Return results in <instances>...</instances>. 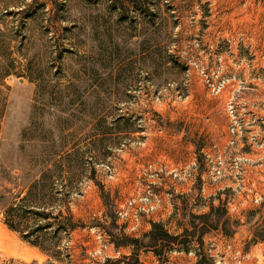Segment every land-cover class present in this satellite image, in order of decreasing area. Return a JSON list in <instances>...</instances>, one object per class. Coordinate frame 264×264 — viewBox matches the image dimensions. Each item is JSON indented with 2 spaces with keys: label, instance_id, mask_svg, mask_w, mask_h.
I'll list each match as a JSON object with an SVG mask.
<instances>
[{
  "label": "rangeland",
  "instance_id": "374dc122",
  "mask_svg": "<svg viewBox=\"0 0 264 264\" xmlns=\"http://www.w3.org/2000/svg\"><path fill=\"white\" fill-rule=\"evenodd\" d=\"M257 68L264 0H0V239L12 242L0 264H237L227 244L264 264V202L204 197L201 166L169 221L162 207L136 229L115 214L148 162L189 163L225 141L227 94L201 71ZM12 203L19 231L4 224ZM152 221L176 240L150 245Z\"/></svg>",
  "mask_w": 264,
  "mask_h": 264
},
{
  "label": "built area",
  "instance_id": "2783aa9c",
  "mask_svg": "<svg viewBox=\"0 0 264 264\" xmlns=\"http://www.w3.org/2000/svg\"><path fill=\"white\" fill-rule=\"evenodd\" d=\"M201 72L212 96L227 94L225 141L201 147L189 163L154 160L143 166L142 180L135 194L115 212L117 219L127 222L131 229H136L142 217L151 216L161 207L158 211L163 212L162 217L167 215L165 220L169 221L175 212L171 200L185 196L186 185L195 183L200 166L203 167L200 192L204 197H221L223 204H231L235 198L243 205L258 206L264 202V101L255 108L244 101L247 93L259 100L264 98L263 70L257 68L249 78ZM107 170L111 174L109 167ZM163 199H166L165 206ZM226 249L240 264L241 251L230 244ZM174 254L194 253L179 249Z\"/></svg>",
  "mask_w": 264,
  "mask_h": 264
},
{
  "label": "trees",
  "instance_id": "16d2710c",
  "mask_svg": "<svg viewBox=\"0 0 264 264\" xmlns=\"http://www.w3.org/2000/svg\"><path fill=\"white\" fill-rule=\"evenodd\" d=\"M37 184H38L37 181H33L32 180L31 182H29V184L26 185L27 193H26L25 200L31 194V191L37 186ZM17 212H18V209H17L16 204L12 203L11 205H9V207L7 208V211H6V214H8L7 218H9V219H5L4 220V224L10 230H13V231H19V226H20L19 223H14L15 216L18 217ZM13 213H14V215H13ZM29 213H33V210H32L31 207H29L28 210H25V209L23 210V215L21 216V218L25 219L27 217L26 215L29 214ZM34 214L36 215L37 213H34ZM61 214H62V212L59 211L58 215H56L54 218L55 219L59 218V216H61ZM41 215H42L43 218L50 217L49 213H41ZM68 221H69V224H70V225H68L69 226V230H73L75 225L70 223V218H68ZM207 223H208V220H207ZM207 223L206 222L201 223L202 224V226L200 227V232L201 233L198 234V240L199 241H201V237L204 235L203 233H205V231H207V230L209 231V226L205 225ZM210 226H212L213 228L216 229L217 224L216 223L214 225L211 224ZM49 227L50 226H49L48 223L47 224H43L41 226H38L37 229L34 230V231L42 233L41 235H43L45 237V235H47L46 230ZM59 228H62V227H59ZM204 229H206V230H204ZM149 235H150V243L149 244L150 245H154V246L158 242L169 244V243L174 242L176 240V238L171 237L167 232H165L160 225L155 224V223L152 224V229H151V232H150ZM22 239L23 240H27L28 239L27 235H23ZM28 242L31 245H36V246H40L41 245V244H39V237H36V243L35 242H30V241H28Z\"/></svg>",
  "mask_w": 264,
  "mask_h": 264
},
{
  "label": "crops",
  "instance_id": "0c3cea01",
  "mask_svg": "<svg viewBox=\"0 0 264 264\" xmlns=\"http://www.w3.org/2000/svg\"><path fill=\"white\" fill-rule=\"evenodd\" d=\"M12 242H9V240H5V239H0V245H5V244H11Z\"/></svg>",
  "mask_w": 264,
  "mask_h": 264
}]
</instances>
